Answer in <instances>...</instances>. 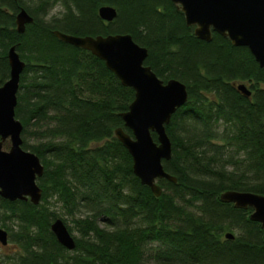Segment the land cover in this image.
<instances>
[{
    "label": "trees",
    "instance_id": "trees-1",
    "mask_svg": "<svg viewBox=\"0 0 264 264\" xmlns=\"http://www.w3.org/2000/svg\"><path fill=\"white\" fill-rule=\"evenodd\" d=\"M104 5L117 9L111 22L99 15ZM22 8L34 20L19 33ZM55 31L131 34L161 79L186 84L188 101L166 126L173 153L164 167L177 182L160 180L161 196L134 174L115 134L123 127L132 135L122 114L135 90ZM12 46L26 62L16 106L23 147L45 171L38 205L0 196V227L22 252L0 264H145L147 254L160 264H264V230L252 210L220 199L227 190L264 194V67L248 47L216 31L209 42L198 38L172 0H0V86ZM58 218L73 250L51 229Z\"/></svg>",
    "mask_w": 264,
    "mask_h": 264
},
{
    "label": "water",
    "instance_id": "water-1",
    "mask_svg": "<svg viewBox=\"0 0 264 264\" xmlns=\"http://www.w3.org/2000/svg\"><path fill=\"white\" fill-rule=\"evenodd\" d=\"M183 12L188 26H195L198 38L211 41L216 31L230 39L235 46H246L257 62L264 67V0H172ZM117 9L104 5L100 17L108 22L117 17ZM34 18L22 8L16 15L17 30L24 33ZM62 41L90 51L103 60L125 86L135 90L129 110L122 114L124 125L115 134L133 159L134 174L143 185L150 187L155 196L163 189L159 181L173 183L177 178L165 170L164 161L172 158L173 143L167 125L177 109L189 98L185 83L178 79L164 81L145 64L149 51L135 42L131 34L107 36H78L55 31ZM9 79L0 86V196L9 201L30 200L38 205L43 189L38 184L45 167L40 157L23 147L24 125L16 117L17 94L26 62L12 46L8 52ZM247 97L252 91L243 83L236 84ZM153 133L157 135L154 140ZM8 140L10 148L4 149ZM222 202L233 203L238 209H251L250 218L259 222L264 230V194L250 191L227 190L220 196ZM59 243L69 250L76 247L75 239L61 218L51 224ZM226 238L234 239L232 232ZM9 242L8 231L0 227V243Z\"/></svg>",
    "mask_w": 264,
    "mask_h": 264
},
{
    "label": "rangeland",
    "instance_id": "rangeland-1",
    "mask_svg": "<svg viewBox=\"0 0 264 264\" xmlns=\"http://www.w3.org/2000/svg\"><path fill=\"white\" fill-rule=\"evenodd\" d=\"M62 6L60 4L56 5L55 9H53L52 13L54 14H59L60 10H61ZM10 148V142L8 140H6V142L4 143V149L8 150ZM52 201H55L54 199H52ZM58 205L56 203L57 206V211L58 209ZM76 217H79V215H77ZM101 223L103 224V221H101ZM68 224L73 226L74 223L72 221H70V218L68 219ZM2 228V227H1ZM75 235H79V233L76 231V229L73 230ZM235 234H238L237 230L233 231ZM9 237V234H8ZM8 246H3L0 247V260H3L4 262H10L11 258H13V256H17L19 254H21V249L20 247L16 244V243H12L10 242V238H9V242H8ZM145 264H160L158 263L155 259L151 258L150 255H146L145 257Z\"/></svg>",
    "mask_w": 264,
    "mask_h": 264
},
{
    "label": "flooded vegetation",
    "instance_id": "flooded-vegetation-1",
    "mask_svg": "<svg viewBox=\"0 0 264 264\" xmlns=\"http://www.w3.org/2000/svg\"><path fill=\"white\" fill-rule=\"evenodd\" d=\"M0 244H1V243H0ZM1 245H2V244H1ZM7 245H8V244H7ZM7 245H6V246H7ZM3 246H4V245H3Z\"/></svg>",
    "mask_w": 264,
    "mask_h": 264
},
{
    "label": "bare ground",
    "instance_id": "bare-ground-1",
    "mask_svg": "<svg viewBox=\"0 0 264 264\" xmlns=\"http://www.w3.org/2000/svg\"><path fill=\"white\" fill-rule=\"evenodd\" d=\"M140 45V44H139Z\"/></svg>",
    "mask_w": 264,
    "mask_h": 264
}]
</instances>
